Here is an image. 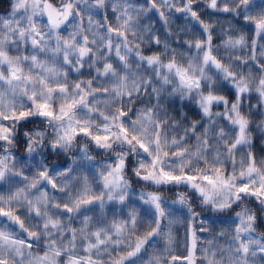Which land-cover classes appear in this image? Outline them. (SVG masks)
Masks as SVG:
<instances>
[{"label": "clouds", "instance_id": "9594fccd", "mask_svg": "<svg viewBox=\"0 0 264 264\" xmlns=\"http://www.w3.org/2000/svg\"><path fill=\"white\" fill-rule=\"evenodd\" d=\"M0 264H264V0H0Z\"/></svg>", "mask_w": 264, "mask_h": 264}]
</instances>
